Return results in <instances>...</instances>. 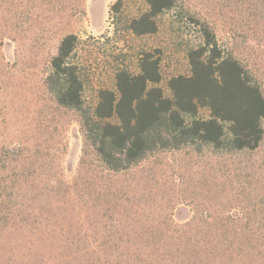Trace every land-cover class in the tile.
I'll list each match as a JSON object with an SVG mask.
<instances>
[{"label":"trees","instance_id":"1","mask_svg":"<svg viewBox=\"0 0 264 264\" xmlns=\"http://www.w3.org/2000/svg\"><path fill=\"white\" fill-rule=\"evenodd\" d=\"M17 1L41 19L30 27L35 41L54 37L67 15L83 13L84 0ZM126 1L116 0L111 12ZM143 1L147 9L128 24L136 36L154 34L156 18L177 3ZM77 41L72 32L61 35L55 53L43 59L41 86L49 94L47 117L75 114L82 139L78 174L70 184L58 179L51 185L32 175L34 162L22 158L23 145L9 153L0 165V264H264V207L242 212L239 220L213 207L211 223L167 229L135 222L151 184L165 188L155 176L162 170L159 152L210 149L230 164L227 156L260 150L264 94L249 71L205 25L201 41L187 52L189 74L168 80L169 97L158 86V57L143 52L138 73L118 70L115 90L100 89L95 107L87 109L72 61ZM259 187L255 196L264 195ZM111 212L133 226L101 227Z\"/></svg>","mask_w":264,"mask_h":264},{"label":"rangeland","instance_id":"2","mask_svg":"<svg viewBox=\"0 0 264 264\" xmlns=\"http://www.w3.org/2000/svg\"><path fill=\"white\" fill-rule=\"evenodd\" d=\"M115 1L84 0L83 13L67 15L54 37L35 41L30 27L41 19L30 15L25 5L19 7L17 0L13 3L17 6L0 0V165L23 145L22 158L34 162L32 175L50 180L51 185L58 179L70 184L76 178L82 139L75 114L59 111L47 117L49 94L41 86L47 71L43 59L47 53H55L59 38L68 32L78 37L72 61L83 81L87 109L95 107L100 89L115 90L118 70L138 73L143 52L158 57V86L169 97L168 80L189 74L187 52L199 44L205 25L222 48L249 71L264 94V0H177L174 8L156 18L157 31L143 36L134 35L128 24L147 9L145 2L127 0L118 13H112ZM14 25L22 33L14 31ZM12 35L22 43L13 41ZM199 114L208 115L206 109ZM262 126L264 129V119ZM155 156L162 167L155 176L165 188L159 190L157 182L151 184L148 199L140 202L141 215L135 221L139 226L167 229L191 221L211 223L213 207L239 220L242 212L264 207V195L255 196L264 185V142L257 152L227 156L230 164L221 163L218 153L210 149L199 155L187 150L161 151ZM111 215L101 227L133 226L132 219L120 222L113 212Z\"/></svg>","mask_w":264,"mask_h":264}]
</instances>
